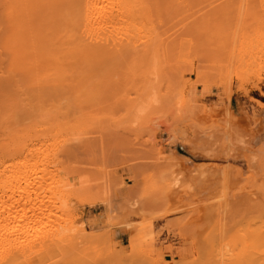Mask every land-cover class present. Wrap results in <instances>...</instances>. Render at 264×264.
Returning a JSON list of instances; mask_svg holds the SVG:
<instances>
[{"label":"rangeland","instance_id":"rangeland-1","mask_svg":"<svg viewBox=\"0 0 264 264\" xmlns=\"http://www.w3.org/2000/svg\"><path fill=\"white\" fill-rule=\"evenodd\" d=\"M144 1L143 32L101 30L98 42L116 39L102 52L69 38L75 3H59L62 18L52 0H0V124L14 98L4 129L49 149L59 163L39 175L61 170L69 184L60 196L44 180L27 204L15 195L14 230L48 232L15 264H231L264 221L252 194L264 178V0Z\"/></svg>","mask_w":264,"mask_h":264},{"label":"bare ground","instance_id":"bare-ground-1","mask_svg":"<svg viewBox=\"0 0 264 264\" xmlns=\"http://www.w3.org/2000/svg\"><path fill=\"white\" fill-rule=\"evenodd\" d=\"M39 1V0H38ZM43 1L44 5L46 6H49L51 4V2L48 4L49 1L51 0H40V2ZM64 2L65 4H67L68 2H72V3H75V5L78 7V14L80 15V20L78 22V26L76 25L77 28H75L73 30V33L69 36V38L73 39V42L76 43V47L78 48L81 47V49L85 46V47H91L93 45H89L90 43L88 42H85V40H89V41H93L94 43L95 42H98L99 40V37L96 33H99V31H104V32H108V33H114V31H123L125 34L128 33L129 31H131V28L132 27H136L137 29V33L138 34H141L144 30V24L143 22L141 21H138L141 17V14L143 13L144 9H146L147 7V3H145L144 0H70V1H67V0H52V2L54 4L50 5L52 6L51 9H54V5H58V6H62L61 4L59 5L60 2ZM178 1V0H177ZM181 1V0H180ZM183 1V0H182ZM30 2V0H29ZM37 2V1H36ZM46 2V4H45ZM56 2V3H55ZM175 2V0H174ZM179 2V1H178ZM58 3V4H57ZM62 3V4H64ZM40 4V3H39ZM146 5V6H145ZM58 6H56L55 8H59ZM69 6H70V3H69ZM31 7V6H30ZM35 7V6H34ZM40 7V6H39ZM25 8V7H24ZM41 8V7H40ZM50 8V7H49ZM62 11H64V13H66L63 17H67L68 13L67 11H69V8H66V6L63 8L61 7ZM26 10V9H25ZM49 10V9H48ZM45 12V10H44ZM27 13V12H26ZM49 15V14H47ZM46 15V16H47ZM55 15V14H54ZM27 16V15H26ZM45 16V18H46ZM48 18V17H47ZM55 18V17H54ZM70 18V20L68 21H72L71 17L68 16V19ZM15 19V17H14ZM43 19V18H42ZM42 19H41V22H42ZM58 19V18H57ZM21 20H23V18H21ZM24 20L26 21V19L24 18ZM56 20V19H55ZM14 21V20H12ZM11 21V22H12ZM17 21V20H15ZM34 21V20H33ZM51 21V20H50ZM49 21V22H50ZM59 21V20H58ZM66 22L67 20L66 19H63V22ZM48 22V23H49ZM55 22V21H54ZM15 23V22H14ZM30 23V22H29ZM40 23V22H39ZM39 23L37 22V24L39 25ZM53 23V22H52ZM51 23V24H52ZM57 23V21H56ZM50 24V23H49ZM50 24V25H51ZM13 25V24H12ZM15 25H21V24H15ZM14 25V26H15ZM33 25H34V22H33ZM44 25V24H43ZM10 26V25H9ZM43 28V26H42ZM52 28V27H51ZM25 29V28H24ZM35 29V28H34ZM50 29V28H49ZM26 31V30H25ZM106 32V33H107ZM97 35L96 37H98V39L94 37V35ZM105 34V33H104ZM115 34H117V32H115ZM114 34V35H115ZM120 34V33H119ZM118 34V35H119ZM123 34V33H121ZM101 35V34H100ZM107 35V34H106ZM112 35V34H111ZM124 35V34H123ZM133 35V34H132ZM11 36V35H10ZM17 36V35H16ZM117 36V35H116ZM101 37V36H100ZM120 37V36H119ZM125 37V36H124ZM18 38V37H17ZM16 38V39H17ZM24 37L22 36V39ZM104 38V37H103ZM107 38V37H105ZM104 38V43H101L103 42V40L101 42H98L97 44H104L105 46H101L100 49H98L99 51H102V52H106L107 47L109 48L110 45L108 43H114L115 40H113V35H112V42L110 40L105 39ZM116 38V37H115ZM15 39V40H16ZM119 39V38H118ZM121 39H123V37H121ZM120 39V40H121ZM12 40V39H11ZM14 40V41H15ZM119 41V43L121 44L122 42ZM126 40V39H125ZM134 40V39H133ZM20 40H17V42H19ZM16 42V41H15ZM125 41H123L124 43ZM126 44L124 43V45H121L120 47H117L116 50L117 52L121 51L124 47L130 45V42H128L126 40ZM133 44L135 42L131 41ZM11 43V42H10ZM20 43V42H19ZM88 43V44H87ZM110 43V44H111ZM131 43V44H132ZM13 44V43H12ZM87 44V45H86ZM96 44V43H95ZM118 44V43H116ZM118 44V45H120ZM156 44V36L153 35L151 38H150V41L148 43V46H154ZM17 45V43H16ZM136 45V44H134ZM133 45V46H134ZM21 46V45H20ZM131 46V45H130ZM75 47V48H76ZM112 47V45H111ZM115 44H114V47L113 50H115ZM129 47V46H128ZM137 47V46H136ZM135 47V49H136ZM16 48V47H14ZM20 48V47H19ZM95 47H91L90 49H94ZM134 48V47H133ZM72 49V48H71ZM80 48L77 49V51L79 52ZM84 50V49H83ZM119 50V51H118ZM75 50V52H77ZM241 51V50H240ZM17 52V51H16ZM23 52V51H22ZM69 53L72 52V50L69 49L68 51ZM83 52V51H82ZM14 53V52H13ZM19 53V52H18ZM90 52H88L89 54ZM101 53V52H100ZM17 54V53H16ZM75 54V53H74ZM19 55V54H18ZM84 55V54H83ZM87 55V54H86ZM248 55V54H247ZM24 57V56H23ZM252 57V56H250ZM21 58V57H20ZM88 59V58H87ZM91 59V58H90ZM17 61V60H16ZM86 61V60H85ZM93 62V61H92ZM245 64H248V62H245ZM244 82V81H243ZM11 96V95H10ZM9 98V96H8ZM7 98V99H8ZM6 99V98H5ZM14 98L12 99H8V100H11V102H14L13 101ZM1 101H3V99H1ZM7 102V100H6ZM10 102V101H9ZM8 103L9 105L6 106V114L4 115L3 119H2V123L0 124L1 125V128L3 127V120L7 119V121L5 120V123L7 122L8 124V121L11 122L14 118V115L16 113L14 112H17V106L18 105H15V103H12L11 104ZM6 104V103H5ZM16 104H18L16 102ZM2 105V104H1ZM0 105V106H1ZM4 109V108H2ZM143 111V110H140V112ZM1 113V112H0ZM18 114V113H17ZM2 117V116H1ZM16 117V116H15ZM11 119V121H10ZM15 121V119H14ZM1 122V121H0ZM13 123V122H12ZM10 124V123H9ZM12 126L14 124H11ZM11 125L8 127L10 128L8 131V127L7 129L5 130L3 127L2 131L6 132V133H3L4 135H6L7 137L4 138V140H1L0 142V206L3 205L4 203H6L7 201H11L13 203V207L11 208V206H9V208L7 209L8 211L6 210H1L0 209V264H15V260L19 259V258H15V256L17 255L18 257V254L23 247L26 246V248H28L27 251H29V248L31 246V244L33 243L32 241L34 240V242L36 241L37 243V240H39L40 238H42L41 240H43V238H46L48 235V232L47 234H41L42 232L39 230V236H36L35 238L34 237H30L32 235H30V232H29V225L28 227H24V230H22L21 232L17 230H14V217L16 215H14L15 210L14 211V207L16 206V202L14 203V197L15 195H18L19 196V200L20 201H17L18 202H21L24 201L25 204H27V202L30 201V196H31V193L32 192H37L38 190L44 188V187H47V186H44L42 185V183L44 182V180L47 181V179H51V182L48 183L50 185L49 187V190L53 191V190H57L59 191L58 193H60L59 195L60 196H63V193H64V188L66 186H68L69 184L66 183V180L64 177V175H60L58 173H60L61 170H58L57 173H55L53 171L54 174H52L50 176V178H45V176L47 174H45L46 172H52V170H49V171H46V169H43V168H47V166L51 167L54 165V167H57L55 166L57 163H59V160L57 157L55 156H52V158H49V156H51V154H48V150H45L46 151V154H45V157H42V154H43V151L42 148L40 146H35L34 144H31L29 142H23L22 144H17L18 142H15L16 145L14 144V131H12L11 129ZM5 126V125H4ZM36 126V125H35ZM34 126V127H35ZM56 131L54 132L55 135L59 134L60 133V128H58V124L57 126ZM29 128V126L27 127ZM34 129V128H33ZM158 129V128H157ZM167 129V128H166ZM28 130V129H27ZM164 130V129H163ZM29 133V132H28ZM2 134V133H1ZM30 139V138H29ZM42 145H45V144H42ZM41 145V146H42ZM49 145V144H48ZM46 147V146H45ZM45 149V148H44ZM47 149V147H46ZM45 153V152H44ZM68 155V154H67ZM66 156V155H65ZM62 158V157H61ZM66 158V157H65ZM64 159V157H63ZM68 159V158H67ZM65 160V159H64ZM66 164V162H65ZM40 166H44L42 168V170H40ZM59 167V166H58ZM60 168V167H59ZM63 168V167H62ZM48 169V168H47ZM65 169V168H64ZM46 171L45 173L41 175L42 171ZM54 170V169H53ZM43 171V172H44ZM56 171V170H55ZM264 171V170H262ZM41 172V173H40ZM40 173V175H39ZM262 173V172H261ZM50 174V173H49ZM67 175V174H66ZM73 175V174H72ZM48 176V177H49ZM70 177V176H69ZM68 177V178H69ZM68 182V181H67ZM258 182V181H257ZM72 186V185H71ZM258 186H259V189H256L254 188V191L252 190V194L255 195L257 198H259L260 200V204L262 205L261 207H264V178H262L261 182L258 183ZM44 191V189L42 190ZM48 191V190H47ZM46 191V192H47ZM56 191V192H57ZM45 192V193H46ZM49 192V191H48ZM43 193V192H42ZM52 193V192H51ZM57 194V193H56ZM36 196V195H35ZM39 196V195H38ZM66 196V195H65ZM47 197V196H46ZM56 197V196H55ZM73 197V196H72ZM52 198H54V195H52ZM51 198V199H52ZM59 198V197H57ZM56 198V203L57 202H60L58 199ZM35 199V197H34ZM97 199V198H96ZM103 200V198H102ZM39 201V200H38ZM43 201V200H42ZM68 201V200H67ZM67 201L64 200V198H61V204L63 205H66L69 204ZM81 201V200H80ZM104 201V200H103ZM47 202V201H46ZM102 202V201H101ZM37 203V202H36ZM45 203V202H43ZM52 203V202H51ZM55 203V202H54ZM55 203V205H56ZM24 204V203H23ZM21 204V206L23 205ZM50 204V202H49ZM48 204V205H49ZM5 205V204H4ZM11 205V204H10ZM20 205V203L18 204ZM45 205V204H44ZM34 206V205H33ZM39 207H42V203L40 205H38ZM51 206V205H50ZM53 206V205H52ZM7 207V206H6ZM5 207V208H6ZM18 207V206H17ZM16 207V208H17ZM27 206L24 205V209L23 211H25V208ZM38 207V208H39ZM48 209L50 208L49 206H47ZM65 207V206H64ZM1 208V207H0ZM37 208V209H38ZM56 208V207H55ZM54 208V210H55ZM110 208V207H109ZM21 209V208H20ZM19 209V210H20ZM35 209V208H34ZM41 209V208H40ZM39 209V210H40ZM47 209V208H45ZM58 209V208H57ZM66 209V207H65ZM260 209V208H259ZM258 209V210H259ZM62 210V208H61ZM261 210V209H260ZM20 212V211H19ZM27 211H25L26 213ZM30 212V210H29ZM35 212V211H34ZM40 212V211H39ZM38 212V214H40ZM51 212V211H50ZM24 213V214H25ZM45 213V212H44ZM63 213V212H62ZM261 213H264V211H262ZM23 214V215H24ZM27 214V213H26ZM35 214V213H33ZM47 214V213H46ZM260 214V213H259ZM22 215V214H21ZM28 215V214H27ZM26 215V216H27ZM37 215V213H36ZM41 215V214H40ZM54 215V214H53ZM264 215V214H262ZM25 216V217H26ZM34 216V215H33ZM39 216V215H38ZM50 216V215H49ZM23 217V218H22ZM37 217V216H36ZM47 217V216H46ZM55 217V216H54ZM61 217V216H60ZM21 218L24 220L26 218H24V216H20V220ZM56 218V217H55ZM62 218V217H61ZM16 219V218H15ZM44 219V218H43ZM46 219V218H45ZM260 219V218H259ZM262 219V218H261ZM260 219V220H261ZM20 220L18 221V224L22 222H20ZM57 220V219H56ZM60 220V219H59ZM58 220V221H59ZM62 220V219H61ZM28 221V220H27ZM45 221V220H44ZM51 221V220H50ZM116 221V220H115ZM257 223L258 221L255 220ZM262 221V220H261ZM25 221H23L22 223H24ZM31 222V221H30ZM37 222V220L35 221ZM41 222V221H40ZM254 222V223H256ZM42 223V222H41ZM57 223V221H56ZM93 223V222H92ZM253 223V224H254ZM17 224V228H19ZM26 224H28L26 222ZM31 224V223H30ZM45 224H48V223H45ZM53 224V223H52ZM22 225V224H21ZM34 225V224H33ZM50 225V224H49ZM65 225V224H63ZM24 226V224H23ZM39 226V225H38ZM43 227V226H42ZM58 227V226H57ZM66 227V226H65ZM254 227V226H253ZM21 228V227H20ZM32 228V227H31ZM43 228H46V227H43ZM53 228V227H52ZM33 229V228H32ZM59 229V228H58ZM69 229V228H68ZM42 230V229H41ZM67 230V229H66ZM36 231V230H35ZM58 231V230H57ZM62 231V230H61ZM72 231V230H71ZM37 232V231H36ZM41 232V233H40ZM44 233L46 231H43ZM64 232V231H63ZM73 232V231H72ZM78 232V231H77ZM34 233V232H33ZM60 233V232H59ZM68 232H66L67 234ZM71 233V232H70ZM239 233V232H238ZM237 233V234H238ZM245 233V231H244ZM243 233V235H244ZM41 234V235H40ZM50 234V233H49ZM65 234V235H66ZM106 234V233H105ZM236 234V233H234ZM35 235V234H34ZM63 235V234H62ZM79 235V234H77ZM98 235V234H96ZM246 236H244L245 238L243 240H239L240 241V247L242 246L241 248V251L240 253H238L239 255H237L236 253L234 254V257L235 255H237L235 258H237L235 260H233V254L231 256V261L232 263L231 264H264V221L260 222L258 225H256L255 228H252L250 230H248V233L246 232ZM73 236V235H72ZM51 237V235H50ZM82 237V236H81ZM84 237V236H83ZM92 237V236H91ZM96 237V236H95ZM49 238V237H48ZM47 238V239H48ZM74 238V237H73ZM90 238V237H89ZM88 238V239H89ZM241 238V237H240ZM53 238H51L52 240ZM87 239V238H86ZM87 239V240H88ZM46 240V239H45ZM80 240V239H79ZM99 240V239H98ZM237 240V239H236ZM54 241V240H53ZM70 241V240H69ZM100 241V240H99ZM39 242V241H38ZM46 242V241H45ZM44 242V243H45ZM58 242V241H57ZM94 242V241H93ZM36 243H33L35 246H36ZM40 243V242H39ZM42 243V242H41ZM43 243V244H44ZM47 243V242H46ZM56 243V242H54ZM52 243V244H54ZM87 243V242H85ZM238 243V242H237ZM38 244V243H37ZM48 245L50 244L47 243ZM65 244V243H64ZM77 244V243H76ZM79 244V243H78ZM227 244V243H226ZM229 244V243H228ZM227 244V245H228ZM45 245V244H44ZM56 245V244H55ZM53 245V246H55ZM67 245V244H66ZM38 246V245H37ZM47 246V245H46ZM58 246V245H56ZM230 246V245H229ZM228 246V247H229ZM236 246V245H235ZM33 247V245L31 246ZM39 247V246H38ZM43 247V246H42ZM51 247V245H50ZM238 247V246H237ZM35 248V247H34ZM47 248V247H46ZM45 248V249H46ZM236 249V247H234ZM233 248V249H234ZM36 249V248H35ZM42 249V248H41ZM40 249V250H41ZM44 249V250H45ZM53 249V248H52ZM56 249V248H55ZM59 249V248H58ZM73 249V248H72ZM238 249V248H237ZM236 249V250H237ZM34 250V249H32ZM47 250V249H46ZM74 250V249H73ZM25 250H23V252L21 251L20 253L24 254V258H25V255L27 253H24ZM38 251V250H36ZM66 252V250H64ZM69 251V250H68ZM81 251V250H80ZM85 251V249H84ZM239 251V250H237ZM18 252V254H16ZM34 252V251H33ZM47 252V251H46ZM50 252V251H49ZM222 252V251H221ZM233 252V251H232ZM35 253V252H34ZM62 253V252H61ZM68 253V252H66ZM86 253V252H85ZM225 253V252H224ZM230 253H231V249H230ZM39 254V253H38ZM45 254V253H44ZM47 254V253H46ZM53 255V254H52ZM56 255V254H55ZM77 255V254H76ZM85 254H83L84 256ZM22 257V255L20 254L19 257ZM54 256V255H53ZM63 256V255H62ZM222 256V255H221ZM26 256V259H28ZM37 257V255H36ZM35 257V258H36ZM51 257V256H50ZM66 257V256H65ZM80 257V256H79ZM38 258V257H37ZM49 258V257H48ZM84 258V257H83ZM224 258V257H223ZM229 258V257H228ZM227 258V259H228ZM32 259V258H31ZM50 259V258H49ZM88 259V258H87ZM230 259V258H229ZM228 259V260H229ZM238 259H241V260H238ZM24 260V259H23ZM30 260V259H29ZM62 260V259H61ZM74 261V259H73ZM95 261V260H94ZM225 261V260H224ZM223 261V262H224ZM227 261V260H226ZM230 261V262H231ZM25 262H28V260H26ZM41 262V261H40ZM52 262V261H51ZM64 262V261H63ZM221 262V261H220ZM20 263V262H19ZM33 263V262H32ZM59 263V262H58ZM65 263V262H64ZM225 263V262H224ZM28 264V263H26ZM39 264V263H38ZM56 264V263H55ZM62 264V263H61ZM67 264V263H66ZM81 264V263H80ZM87 264V263H86ZM228 264V263H227ZM230 264V263H229Z\"/></svg>","mask_w":264,"mask_h":264}]
</instances>
